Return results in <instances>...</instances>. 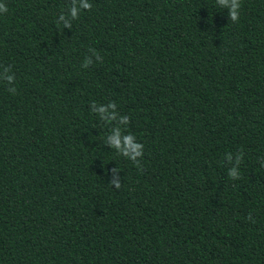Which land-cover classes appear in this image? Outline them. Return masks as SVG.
Masks as SVG:
<instances>
[{
  "label": "trees",
  "instance_id": "obj_1",
  "mask_svg": "<svg viewBox=\"0 0 264 264\" xmlns=\"http://www.w3.org/2000/svg\"><path fill=\"white\" fill-rule=\"evenodd\" d=\"M0 2V264H264V0Z\"/></svg>",
  "mask_w": 264,
  "mask_h": 264
},
{
  "label": "clouds",
  "instance_id": "obj_2",
  "mask_svg": "<svg viewBox=\"0 0 264 264\" xmlns=\"http://www.w3.org/2000/svg\"><path fill=\"white\" fill-rule=\"evenodd\" d=\"M223 3L229 6V17L231 21H237L239 19V9L241 7L240 0H222ZM80 7L84 9H91L92 4L89 3V0H80ZM8 7L6 3L0 2V13H7ZM71 15L73 17H76L78 15V9L76 7H73L71 9ZM97 58L100 59L99 55H97ZM92 63L90 58H87L84 62V67H88ZM4 80H6L7 84L9 85L8 91L12 94H15L17 89L15 87V75L14 73L10 72L3 77ZM116 103L112 102L107 106H100L99 108L96 107L95 103H93V109L95 111H98L102 116H104L105 119H108L109 122L111 120L116 119V114L112 113L110 116L106 115L108 108H115ZM120 122L122 124H127L129 122V117L123 116L120 117ZM109 144L115 149L119 151V153L127 157L128 159L135 162L138 168L141 167L140 165V157L143 156V149L144 145L137 141L136 136L132 133L123 134L121 133V129L119 127L115 128L113 130V134L108 137ZM243 158V153H239L236 156L235 160V166L230 168L228 170V175L232 179H238L239 178V164L241 163V160ZM228 159L231 161L232 154L228 153ZM114 173L113 179L110 181L116 188H119L121 186L120 181L118 179V172L119 169H113ZM248 219H252L251 215H249Z\"/></svg>",
  "mask_w": 264,
  "mask_h": 264
}]
</instances>
